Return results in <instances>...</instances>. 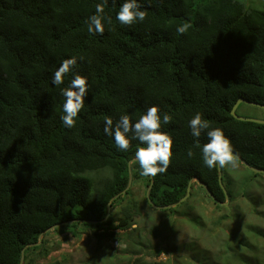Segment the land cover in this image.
Listing matches in <instances>:
<instances>
[{"label": "trees", "instance_id": "1", "mask_svg": "<svg viewBox=\"0 0 264 264\" xmlns=\"http://www.w3.org/2000/svg\"><path fill=\"white\" fill-rule=\"evenodd\" d=\"M101 2L0 0V264H21L27 246L69 222L46 234L41 246L27 249L23 264L48 257L53 233L77 238L80 229L93 233L98 250L106 242L113 251L130 253L126 234L140 231L137 218L144 208L133 189L124 191L129 163L145 145L132 139L129 151H119L104 121L111 117L115 124L128 115L134 124L151 106H158L161 119L164 113L172 117L161 131L173 139L174 154L167 172L153 178L133 164V184L143 183L147 194L153 182L146 207L171 217L173 230L176 220L189 223L196 236L172 248L160 231L166 219L149 234L161 239L150 248L157 258L168 255L167 262L134 252L128 264H264V175L238 160L239 169H222L221 185L218 167L203 163L206 132L197 146L189 127L201 114L210 129L223 130L234 153L264 171V125L231 115L242 98L264 105V9L242 0H137L147 18L125 26L116 19L125 0H108L103 16L112 22L102 21L103 35L90 34L87 19ZM184 24L190 27L178 33ZM72 57L78 66L64 84L54 85L53 73ZM76 72L87 78L89 90L76 126L67 128L61 90ZM195 179L218 202L228 196V206L214 202L209 218L197 212L196 190L207 193ZM191 182L185 203L153 208L178 204ZM132 246L149 247L142 241Z\"/></svg>", "mask_w": 264, "mask_h": 264}, {"label": "clouds", "instance_id": "2", "mask_svg": "<svg viewBox=\"0 0 264 264\" xmlns=\"http://www.w3.org/2000/svg\"><path fill=\"white\" fill-rule=\"evenodd\" d=\"M108 0L97 3L96 12L87 19V31L90 34L103 35L105 31L104 19L111 23V17H104L105 7ZM147 18V12L141 10V5L137 0H125L120 6L116 19L121 25L132 26L137 22H143ZM189 24L178 27L177 32L185 33ZM81 60L83 57L80 58ZM78 66L76 57L64 59L60 67L53 73L52 83L56 86L64 84L65 76L73 73ZM89 85L87 78L78 72L71 79L67 87L61 90L65 97L63 103V115L61 120L67 128L76 126V118L84 107L85 98L88 95ZM172 122L171 115L164 113L161 119L158 106H151L147 109L137 122L134 124L128 115H122L114 124L111 117L105 118L104 132L113 137L116 147L121 152H127L131 147V140L140 142L141 146L135 152V159L132 163H138L141 169L140 175L144 177H155L158 174L166 173L173 157V139L161 131L162 125ZM189 127L191 135L196 139L199 146V138L206 132L208 142L202 147L203 163L209 169L219 167L223 169L237 166L238 156L234 153L230 139L219 128L210 129L209 122L197 113L190 121ZM194 153L189 149L188 156Z\"/></svg>", "mask_w": 264, "mask_h": 264}, {"label": "rangeland", "instance_id": "3", "mask_svg": "<svg viewBox=\"0 0 264 264\" xmlns=\"http://www.w3.org/2000/svg\"><path fill=\"white\" fill-rule=\"evenodd\" d=\"M248 6L255 9H264V0H242ZM237 115L243 118L264 120V110L251 107L242 104L237 111ZM232 170L239 169L237 165L235 168L231 167ZM131 189H133V199H137L143 206V215L137 218V227L140 231L134 234H126L127 243L130 246V253L123 254V252H116L110 249L108 243L104 242L101 245L103 250H98V244L96 243L93 233L90 230H81V235L74 238L71 232L67 233H53L48 237V243L46 245L49 255L47 258H41L40 264H51L57 260H66L65 264H85L87 262H97L96 264H128L132 256L136 252H139L137 256H142L148 261L152 262H167L168 255H162L157 258L150 248L153 245H159L161 242L149 234L151 228L160 226L162 222L166 219V226L162 227L160 231L162 232V240L168 241L172 245L181 246L183 244H188L190 241L195 239L196 232L193 227L182 220H176V228L173 230L170 227V222L172 218L164 217L163 214L158 211L153 212L149 210L145 205L146 188L141 182H136L132 184ZM197 198L195 201V206L197 207V212L202 213L206 218L211 216V213L215 210V203L200 189L196 190ZM228 206V205H227ZM83 230V231H82ZM170 236V237H169ZM142 241L145 245L149 246L146 249H139V247L132 246V242L136 245ZM124 244L123 246H128ZM168 245H166L167 247ZM169 247V246H168ZM100 248V247H99ZM123 249L125 247H122ZM172 248L170 250H172ZM135 252V253H134ZM38 254V253H37Z\"/></svg>", "mask_w": 264, "mask_h": 264}, {"label": "water", "instance_id": "4", "mask_svg": "<svg viewBox=\"0 0 264 264\" xmlns=\"http://www.w3.org/2000/svg\"><path fill=\"white\" fill-rule=\"evenodd\" d=\"M242 104H245V105H248V106H251V107H255V108H258V109H261V110H264V105H261V104H258V103H255V102H251L247 99H239L238 102L235 104V106L233 107L232 111H231V115L238 121H241V122H250V123H256V124H260V125H264V120H258V119H250V118H243V117H239L237 115V111H238V108L242 105ZM236 156H238V160L239 162L244 166L246 167L247 169L251 170L252 172L254 173H257V174H263L264 175V171L263 170H258V169H255L253 167H251L242 157H240L238 154L235 153ZM134 160H132L130 163H129V170H130V177H129V184H128V187L127 189L124 191V194L127 193L131 187H132V184H133V175H132V165L134 163H132ZM218 172H219V181H220V184L222 185V169H220L218 167ZM153 178V177H151ZM195 182L201 186L205 191L206 193L208 194V196L211 198V200L213 202H215L216 204H219V205H223V206H227L229 204V197L227 196V191L225 190V188L223 187V190L226 194V198H227V202L226 203H220L216 200V198L213 196V194L210 192L209 188L204 184L202 183L199 179H195ZM193 182H191L189 188H188V192H187V195L185 196V198H183L178 204L174 205V206H169V207H166V208H158L156 206H153V208L155 210H164V209H169V208H173V207H177V206H180L182 205L183 203H185L191 196V185H192ZM153 182L150 184L148 190H147V199L149 200L150 204H152V202L150 201V194H151V191H152V188H153ZM120 197V195L114 197L111 202L109 203L108 205V215H107V218L104 222H106L108 220V218L110 217V214H111V207H112V203L114 201H116L118 198ZM71 224V222L69 223H66V224H61L59 226H54L52 228H50L49 230H47L44 234H42L39 238V242L36 244V245H29L27 246L23 253H22V261H21V264L24 263L25 261V251L29 248H32V247H38V246H41L42 245V242L44 240V237L46 234L50 233L51 231L53 230H56L58 229L59 227H63V226H66V225H69Z\"/></svg>", "mask_w": 264, "mask_h": 264}, {"label": "built area", "instance_id": "5", "mask_svg": "<svg viewBox=\"0 0 264 264\" xmlns=\"http://www.w3.org/2000/svg\"><path fill=\"white\" fill-rule=\"evenodd\" d=\"M114 245L118 246V245H119V243H118V242H115V243H114Z\"/></svg>", "mask_w": 264, "mask_h": 264}]
</instances>
